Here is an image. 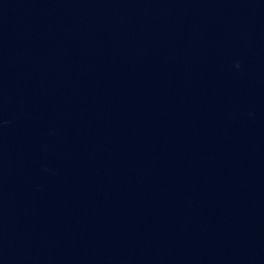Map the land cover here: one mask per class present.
Returning a JSON list of instances; mask_svg holds the SVG:
<instances>
[{"label":"water","instance_id":"95a60500","mask_svg":"<svg viewBox=\"0 0 264 264\" xmlns=\"http://www.w3.org/2000/svg\"><path fill=\"white\" fill-rule=\"evenodd\" d=\"M0 264H264V0H0Z\"/></svg>","mask_w":264,"mask_h":264}]
</instances>
